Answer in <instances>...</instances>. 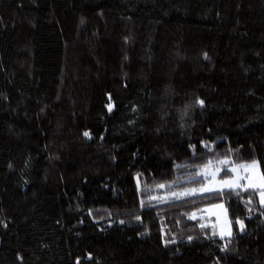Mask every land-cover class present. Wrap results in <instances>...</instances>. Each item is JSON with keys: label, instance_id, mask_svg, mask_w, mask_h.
I'll return each mask as SVG.
<instances>
[{"label": "trees", "instance_id": "trees-1", "mask_svg": "<svg viewBox=\"0 0 264 264\" xmlns=\"http://www.w3.org/2000/svg\"><path fill=\"white\" fill-rule=\"evenodd\" d=\"M256 158L264 0H0V264H264L256 191L183 195Z\"/></svg>", "mask_w": 264, "mask_h": 264}, {"label": "rangeland", "instance_id": "rangeland-1", "mask_svg": "<svg viewBox=\"0 0 264 264\" xmlns=\"http://www.w3.org/2000/svg\"><path fill=\"white\" fill-rule=\"evenodd\" d=\"M253 161H255L258 165L257 168V172L263 173L262 168H261V163L260 160L253 159V160H249V161H245V162H241V163H234V165H231V169L236 167L237 165L240 164H248V163H252ZM205 166H207V168H205ZM224 164L220 163V162H211L208 163L204 166H202V168L200 169V171L197 173L198 175L195 177L196 181H197V187L193 188L196 189L197 193L201 194L204 192H213V190H219L222 188V185L220 183V181L222 180H228L231 177H233L234 175H240V176H245V172L243 170H238L237 173H233L231 175H223L221 176V172L223 170ZM219 169L218 172H216V170ZM203 170L204 174H200ZM216 172V176H215V180L212 179V173ZM241 185H247L248 181L246 179L241 180L240 181ZM208 188L210 189L209 191H201V188ZM226 189V188H225ZM258 194V198H259V205H261L262 207H264V204L261 203V198L259 195V191H256ZM209 216H211L215 222V226H214V234H210L212 236L215 235H219L222 237H226V236H230L232 235L237 229H239L240 231L245 230V222L242 219H238L236 223L232 222L230 215H229V211H228V207H226V204L224 203H218V204H213L212 207L207 208V212H206ZM241 224L243 225V229L241 230Z\"/></svg>", "mask_w": 264, "mask_h": 264}, {"label": "snow or ice", "instance_id": "snow-or-ice-1", "mask_svg": "<svg viewBox=\"0 0 264 264\" xmlns=\"http://www.w3.org/2000/svg\"><path fill=\"white\" fill-rule=\"evenodd\" d=\"M199 103L201 105H203V101H199ZM109 110H111V107L109 106ZM85 136H88L89 134L86 132L84 133ZM211 163V162H209ZM220 163L222 164H227L228 161L224 160L221 161ZM205 168H207V166H205ZM258 165L255 161H253L252 163H248V164H240L237 165L236 167L232 168L230 171L233 173H237L238 170H243L245 172V176H240V175H234L233 177H231L228 180H222L220 181L222 188L219 189L218 191H220L221 194H223V190L226 188L229 191H234L237 188H242L244 191H247L249 189H252L254 192L255 191H259V195L261 198V203L264 204V173H260L257 172ZM219 169L216 170V172H218ZM216 172H213L212 175V179L215 180V176H216ZM200 174H204L203 170ZM246 179L248 181L247 185H241L240 181ZM158 187H164V185H159ZM201 191H209L210 189L204 187L200 189ZM197 190L196 189H185L183 195H191L194 194ZM177 198H179V196L181 194H174ZM237 195H239V193L237 192ZM249 203L251 202V200L249 199L248 201ZM243 229V225L241 224V230Z\"/></svg>", "mask_w": 264, "mask_h": 264}]
</instances>
